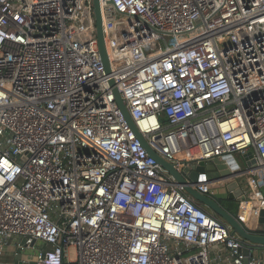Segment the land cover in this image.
<instances>
[{"label":"built area","instance_id":"obj_1","mask_svg":"<svg viewBox=\"0 0 264 264\" xmlns=\"http://www.w3.org/2000/svg\"><path fill=\"white\" fill-rule=\"evenodd\" d=\"M100 6L110 73L94 0H0V264L15 239L41 245L37 264H264L149 155L113 90L201 193L225 181L208 169L192 181L202 161L232 168L228 156L253 151L256 177L264 0Z\"/></svg>","mask_w":264,"mask_h":264},{"label":"water","instance_id":"obj_2","mask_svg":"<svg viewBox=\"0 0 264 264\" xmlns=\"http://www.w3.org/2000/svg\"><path fill=\"white\" fill-rule=\"evenodd\" d=\"M94 8L101 58L107 73H110L111 69L103 30L100 0H94ZM110 82L112 86H114V80L111 79ZM113 90L116 96V101L121 108L124 117L132 127L133 131L137 134V137L148 151L149 155L165 167L172 175H174L177 181L184 185L185 190L196 201L209 207L214 212L215 216L223 220L231 228L232 233L238 234L243 240L254 244L256 248L264 249V209H261L258 212V223L255 228H252L241 219L239 213H236L234 210L220 202L221 198L219 196L214 194H203L193 185L188 184L183 174L177 170L174 164L165 160L149 146L146 139L135 126L119 90L116 87H114ZM228 157L231 158H229L230 162L234 164L232 168H228V166L224 164L223 159L220 158H216L214 161H209L207 164L202 161L199 167H196L193 171H191L190 179L192 181H196L198 173L204 171L205 169L210 170V179L212 180L224 178L225 181L222 183L214 182L211 187L214 190L225 189L227 195L224 199L231 201L234 204H238V211H240L242 203L250 198L248 195L250 185L246 176L251 173L253 169L258 168V160L255 153L253 151H249L247 155L242 156L247 163V167L242 169L237 162V158L232 155ZM232 169H240V171L238 173H233ZM6 264H37V262L31 257H24L23 254L19 253L15 256L12 263Z\"/></svg>","mask_w":264,"mask_h":264},{"label":"crops","instance_id":"obj_3","mask_svg":"<svg viewBox=\"0 0 264 264\" xmlns=\"http://www.w3.org/2000/svg\"><path fill=\"white\" fill-rule=\"evenodd\" d=\"M246 177L250 185L248 189L250 200L242 203V207L240 211H238V213L241 219L249 227L255 228L258 223V212L261 210V208L259 209L257 207L259 203V197H264V171H259L256 177H253L250 173ZM215 193L221 198H224L227 195L225 189H216ZM13 241L14 242H12L11 245L7 246V249L5 250V255L3 258L6 263H12L15 259V256L19 253L23 254L24 257H31L34 259L37 250L39 249V247H41V245L38 244H36L34 247H25L21 244L22 241H20L19 239H15ZM257 255L264 260V249L257 248Z\"/></svg>","mask_w":264,"mask_h":264},{"label":"rangeland","instance_id":"obj_4","mask_svg":"<svg viewBox=\"0 0 264 264\" xmlns=\"http://www.w3.org/2000/svg\"><path fill=\"white\" fill-rule=\"evenodd\" d=\"M235 156H236V158H237V162L239 163L240 167H241L242 169L246 168V167H247V163H246V161L244 160V158L242 157V155H240V154H235ZM189 159H190L189 154H183V155H182V160L187 161V160H189ZM219 190H222V189H219ZM220 198H221V197H220ZM220 202H222L225 206L229 207V203H230V201L225 200L224 198H221ZM202 206L205 208V210H207L209 213H211V214L214 215V212H213L209 207H207V206L204 205V204H202ZM235 206L238 207V204H235ZM12 242H14V241H12ZM6 249H7V248H6ZM6 249H5V250H6ZM24 250H25V249H24ZM26 252H27V251H26ZM24 253H25V251H24ZM72 256H74V253H72Z\"/></svg>","mask_w":264,"mask_h":264},{"label":"trees","instance_id":"obj_5","mask_svg":"<svg viewBox=\"0 0 264 264\" xmlns=\"http://www.w3.org/2000/svg\"><path fill=\"white\" fill-rule=\"evenodd\" d=\"M229 208H231L232 210H234L236 213H238V207L235 206V204L233 202L230 201L229 203Z\"/></svg>","mask_w":264,"mask_h":264}]
</instances>
